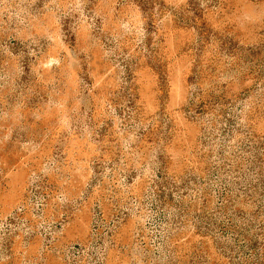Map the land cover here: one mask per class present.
Listing matches in <instances>:
<instances>
[{
    "label": "rangeland",
    "instance_id": "374dc122",
    "mask_svg": "<svg viewBox=\"0 0 264 264\" xmlns=\"http://www.w3.org/2000/svg\"><path fill=\"white\" fill-rule=\"evenodd\" d=\"M0 264H264V0H0Z\"/></svg>",
    "mask_w": 264,
    "mask_h": 264
}]
</instances>
